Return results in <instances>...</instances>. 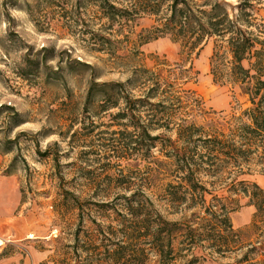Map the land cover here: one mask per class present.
Segmentation results:
<instances>
[{"label":"rangeland","instance_id":"1","mask_svg":"<svg viewBox=\"0 0 264 264\" xmlns=\"http://www.w3.org/2000/svg\"><path fill=\"white\" fill-rule=\"evenodd\" d=\"M224 1L229 6L238 2ZM256 6L264 18V0ZM95 11L93 0H0V193L8 201L13 183L20 191L17 208L0 222V264H62V252L74 257L71 246L84 240L97 223L135 236L138 232L133 228L140 215L132 209L145 195L153 207L148 216L151 229H155L157 211L167 220L181 218L161 199L165 181L161 179L167 174H160L158 161L168 158L158 144L146 160L117 156L113 138L121 135L112 134L117 126L110 125L115 109L100 111L104 99L95 91L86 99L92 70L81 65H93L92 76L98 82L125 81L135 68L153 72L162 68L160 76L166 77L167 65L182 59L179 45L167 37L138 44V33L153 24L152 17L140 15L123 28L119 37L127 35L128 41L117 43L116 55L109 57L103 50H94L96 44L88 39L94 22V27L99 24ZM211 52L208 40L192 58L191 73L181 87L202 102L203 115L197 121L225 131V119L250 102L239 84L213 81ZM137 90L132 93L138 94ZM14 112L17 116L8 124ZM251 161L252 173L239 179L264 189L261 166ZM200 178L211 181L207 176ZM71 193L83 201L80 210L72 206ZM231 196L238 204L229 214L233 228L250 231L255 207L241 193ZM141 241L146 248L142 264H183L189 257L182 250L171 263H161L150 249L151 242ZM179 245L175 239L172 246ZM205 251L195 249L194 253L204 255ZM242 251L224 257L213 253L202 264H233Z\"/></svg>","mask_w":264,"mask_h":264},{"label":"trees","instance_id":"2","mask_svg":"<svg viewBox=\"0 0 264 264\" xmlns=\"http://www.w3.org/2000/svg\"><path fill=\"white\" fill-rule=\"evenodd\" d=\"M260 2L238 0L236 6H229L224 0H93V17L99 24L94 27V22L88 39L96 44L94 50L115 56L116 44L128 41L127 35L119 37L123 28L140 15L152 17L153 24L138 33V44L167 37L179 45L182 59L167 65L166 77L160 76L162 68L156 72L135 68L125 81L98 82L92 76L93 65L76 63L92 70L86 99L95 91L104 99L100 111L115 109L110 113V125L117 129L111 133L122 136L113 138L117 156L146 160L158 144L160 153L168 158L158 161L160 174H167L161 179L165 180L161 199L170 203L173 212L179 211L181 218L167 220L157 211L155 229H151L148 216L153 207L145 195L132 209L140 215L133 228L138 234L128 236L123 230L119 233L97 223L84 240L71 246L74 257L62 252V264H142L146 248L140 246L141 240L151 242L150 249L161 263H171L182 250L189 256L183 264H202L213 253L224 257L243 249L233 264H264V189L239 179L252 173L253 159L264 174V18L256 6ZM208 40L212 41L209 65L213 81L239 84L250 102L225 119V131L198 122L202 102L193 91L181 87L191 73L192 58ZM135 88L138 94L132 93ZM9 116L8 124L17 113ZM201 176L211 181L203 182ZM237 193L255 207L250 231L235 230L230 222V212L238 207L231 195ZM67 194H63V205ZM70 196L72 206L80 210L83 201ZM77 217L82 220L80 212ZM77 235L75 232V240ZM175 239L178 247L172 246ZM195 249L207 252L196 255Z\"/></svg>","mask_w":264,"mask_h":264},{"label":"crops","instance_id":"3","mask_svg":"<svg viewBox=\"0 0 264 264\" xmlns=\"http://www.w3.org/2000/svg\"><path fill=\"white\" fill-rule=\"evenodd\" d=\"M0 181L3 184V180ZM12 190H13V195L10 200L7 199L8 201H5L3 198L4 196L2 195V193H0V222L2 220L5 221L7 219L6 218L7 214L15 210L19 204L20 191L19 188L16 187L15 183H13L12 185Z\"/></svg>","mask_w":264,"mask_h":264},{"label":"bare ground","instance_id":"4","mask_svg":"<svg viewBox=\"0 0 264 264\" xmlns=\"http://www.w3.org/2000/svg\"><path fill=\"white\" fill-rule=\"evenodd\" d=\"M29 235H31V234H29ZM2 243V240L0 239V244Z\"/></svg>","mask_w":264,"mask_h":264}]
</instances>
